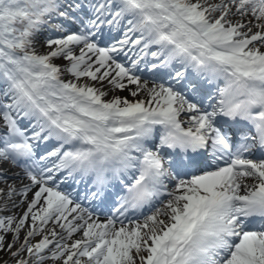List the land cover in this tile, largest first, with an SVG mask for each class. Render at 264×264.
<instances>
[{
	"label": "snow or ice",
	"instance_id": "1",
	"mask_svg": "<svg viewBox=\"0 0 264 264\" xmlns=\"http://www.w3.org/2000/svg\"><path fill=\"white\" fill-rule=\"evenodd\" d=\"M0 264H264V0H0Z\"/></svg>",
	"mask_w": 264,
	"mask_h": 264
}]
</instances>
